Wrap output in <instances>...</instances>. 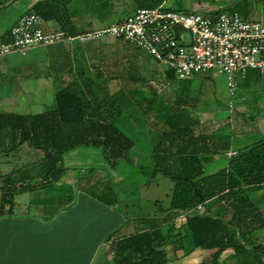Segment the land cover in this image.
I'll return each instance as SVG.
<instances>
[{"label": "crops", "instance_id": "obj_1", "mask_svg": "<svg viewBox=\"0 0 264 264\" xmlns=\"http://www.w3.org/2000/svg\"><path fill=\"white\" fill-rule=\"evenodd\" d=\"M35 1L29 5V9ZM98 24L102 26L104 23L99 21ZM57 28L60 29L58 24ZM90 28L92 25L87 30ZM4 36L1 34L0 40ZM68 50L70 57H61L52 62L53 66H49L50 78L55 80L52 85L57 88L79 77L78 70L81 68L76 65L75 49L70 47ZM114 78L108 85L110 92L116 91L121 85ZM112 82L116 84L113 88ZM38 88L41 87L37 85ZM129 90L137 95L143 94L141 102L135 104L140 107L134 110L133 126L145 127L152 135L144 138V142L133 138L129 153L136 161L130 164L137 172H142L138 160L151 158L157 135L169 130L174 118L178 119L179 126L190 125L195 133L205 131L215 136V139L212 136L207 142L209 152L200 155L204 158L202 164L206 174L226 167L233 154L263 137L257 136L260 131L255 119L246 124L234 120L221 125L214 119L212 112L211 117L204 118L201 109L196 106L187 110L184 99H178L175 103H156V98H146L147 92L143 90ZM235 127L241 129L236 131ZM219 134L230 135L224 151H217ZM221 145L225 147V142H221ZM34 154L36 159L32 157ZM42 158L41 150L26 144L0 151V200L8 180H13L19 187L13 193L12 206L9 208L6 205L0 212V264H107V258L110 261L111 243L140 231L154 232L162 237L169 235L170 239L180 237L175 243L168 241L165 245L169 264L173 256H178L175 258L178 260L193 256L197 260L204 252L210 254L208 250L192 249L183 226L188 214L205 211L206 206L187 211L172 209L170 196L173 183L169 178L155 175L146 179L126 180L116 175L125 158L111 168L101 148L77 146L63 153L64 170L58 179L40 182L38 176ZM14 159L17 163L9 168ZM76 169H80L79 172ZM162 185L163 202L155 195ZM249 196L264 215V185L252 187ZM207 204L212 211H221V205L215 198ZM231 250L234 252L231 248L224 250L221 254L226 253V256L219 258V261L223 262L231 255Z\"/></svg>", "mask_w": 264, "mask_h": 264}, {"label": "trees", "instance_id": "obj_2", "mask_svg": "<svg viewBox=\"0 0 264 264\" xmlns=\"http://www.w3.org/2000/svg\"><path fill=\"white\" fill-rule=\"evenodd\" d=\"M137 1L149 4L148 7L163 2ZM256 1L264 4V0ZM68 3L69 0H36L30 10L47 21L55 20L60 29L75 35L80 29L73 23ZM225 10L236 11L246 20L251 13L248 0H237ZM225 10L206 13L215 15ZM9 39L10 36L1 40ZM91 67L78 70V78L56 91L51 109L35 114L0 112V151L22 144L41 150L40 182L58 179L64 170L63 153L77 146L101 148L108 165L114 168L120 159L128 156L134 143L117 124L123 112L122 103L131 102V90L120 85L110 92L108 85L115 78L94 65L92 69L96 71L91 72ZM144 79L129 76L132 81ZM174 119L171 128L157 135L153 143L149 176L159 175L171 180L172 209L187 211L198 204L206 206L205 211L188 214L183 222L192 249L211 251L208 260L198 264H222L220 255L228 248L235 252L231 255L233 264H264V243L255 240V232L264 228V215L249 196L252 187L264 185V136L233 154L226 167L206 174L202 164L204 158L200 155L209 152L207 142L215 136L205 131L195 133L190 125L179 126L178 119ZM217 137L219 150H216L224 151L230 135ZM221 142H225V147ZM13 182L8 180L3 188L0 212L6 205L12 206L13 193L19 188ZM214 198L220 203L221 211H212L207 204ZM169 237L140 231L119 238L111 243L109 264H169L165 245L180 239Z\"/></svg>", "mask_w": 264, "mask_h": 264}, {"label": "rangeland", "instance_id": "obj_3", "mask_svg": "<svg viewBox=\"0 0 264 264\" xmlns=\"http://www.w3.org/2000/svg\"><path fill=\"white\" fill-rule=\"evenodd\" d=\"M32 1L9 0L5 2V0H0V37L1 34L5 35L4 38L10 36V28L30 10L29 5ZM236 1L163 0L161 5L168 9L214 12L230 8ZM248 1L251 13L247 19L250 21L261 20L264 23V4L256 0ZM148 5L137 0H69L67 9L74 16L73 23L80 29V32H84L88 31L90 25L92 28L89 30L100 28L111 21L114 22L132 15L137 8L148 7ZM99 21H103L104 24L99 25ZM42 28L45 31L56 30L58 29L57 22L46 20ZM70 47L75 49L74 57L78 67L92 66L90 70L94 72L96 71V69H92L94 65L98 69H102L107 76L116 77L118 82L128 86V89H140L144 93L147 92L146 98L155 97L156 103L160 101L175 103L178 99H184L187 110L196 106L201 109L204 118H209L213 114L214 119L218 120L221 125L229 124L234 120L246 124L250 122L249 120L255 119L259 124L258 130L260 131L257 136H264V73L249 69L245 78H241L237 74L238 89L232 97H229L225 74L211 70L181 80L173 70L157 62L147 52L130 42L109 35L82 42L79 40L63 41L46 47L30 49L25 54L12 53L2 57L0 60V112L35 114L51 109L54 106V93L59 88L52 85L55 80L50 78L51 68L49 66H53L52 62L61 57H70L68 56ZM131 75L145 79L132 81L129 80ZM37 85L41 88L36 89ZM111 86L113 88L116 84L113 83ZM131 94V102L122 103L123 112L117 124L132 138H139L138 140L142 141L152 135L146 131L145 127L136 128L133 126L132 116L134 110L140 107L138 105L136 107L135 104L141 102L143 94L137 95L134 92ZM230 100L233 103L232 108L228 106ZM238 129L241 128L235 130ZM32 157L36 159V154ZM131 161L136 160H133V155L129 153L117 169L116 175L129 181L141 177L146 179L150 175L152 168L150 158L138 160L142 172H137L135 167L130 164ZM15 163L17 160H12L9 168L13 167ZM79 170L75 171L79 172ZM155 195L163 202V185ZM255 240L264 243V228L255 232ZM232 253L230 254L234 256L235 252ZM225 254H221L220 259L224 258ZM231 255L223 259L222 264H233ZM200 256L197 260H194L193 256L179 260L173 256L171 264H198L202 260H208L209 253L204 252ZM109 263V258H107V264Z\"/></svg>", "mask_w": 264, "mask_h": 264}, {"label": "built area", "instance_id": "obj_4", "mask_svg": "<svg viewBox=\"0 0 264 264\" xmlns=\"http://www.w3.org/2000/svg\"><path fill=\"white\" fill-rule=\"evenodd\" d=\"M45 22L32 10L23 14L10 28V39L0 40V60L63 41L109 35L147 52L181 80L211 70L225 74L229 97L238 89L237 74L245 78L249 69L264 73V23L243 19L236 11L210 15L162 5L139 7L132 15L75 35L62 29L45 31ZM228 106L233 107L231 100Z\"/></svg>", "mask_w": 264, "mask_h": 264}]
</instances>
